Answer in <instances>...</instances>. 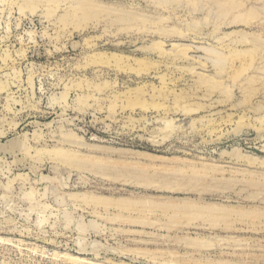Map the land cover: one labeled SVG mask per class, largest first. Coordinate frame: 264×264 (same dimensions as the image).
I'll return each mask as SVG.
<instances>
[{
    "label": "rangeland",
    "instance_id": "1",
    "mask_svg": "<svg viewBox=\"0 0 264 264\" xmlns=\"http://www.w3.org/2000/svg\"><path fill=\"white\" fill-rule=\"evenodd\" d=\"M259 212L264 0H0V264H264Z\"/></svg>",
    "mask_w": 264,
    "mask_h": 264
},
{
    "label": "bare ground",
    "instance_id": "2",
    "mask_svg": "<svg viewBox=\"0 0 264 264\" xmlns=\"http://www.w3.org/2000/svg\"><path fill=\"white\" fill-rule=\"evenodd\" d=\"M92 1H93V0H92ZM188 1H189V0H188ZM196 1H197V0H196ZM204 1H205V0H204ZM80 2H81V1H80ZM80 2H79V3H80ZM194 2H195V1H194ZM224 2H225V1H224ZM231 2H232V1H231ZM231 2H230V3H231ZM57 3H58V2H57ZM57 3H56V4H57ZM85 3H87V2H85ZM90 3H91V2H90ZM90 3H89V4H90ZM179 3H180V2H179ZM189 3H190V2H189ZM219 3H220V2H219ZM235 3H236V2H235ZM54 4H55V3H54ZM61 4H62V3H61ZM80 4H81V3H80ZM87 4H88V3H87ZM93 4H94V3H93ZM150 4H152V3H150ZM195 4H196V3H195ZM201 4H202V3H201ZM223 4H225V3H223ZM226 4H227V3H226ZM240 4H241V3H240ZM81 5H82V4H81ZM91 5H92V3H91ZM202 5H203V4H202ZM202 5H201V6H202ZM215 5H216V3H215ZM233 5H234V4H233ZM82 6H83V5H82ZM86 6H87V5H86ZM88 6H89V5H88ZM164 6H165V4H164ZM221 6H222V4H221ZM236 6H237V5H236ZM76 7H77V4H76ZM193 7H194V6H193ZM199 7H200V6H199ZM203 7H204V6H203ZM203 7H202V8H203ZM255 7H256V5H255ZM73 8H74V7H72V9H73ZM79 8H80V7H79ZM83 8H85V7H83ZM83 8H82V9H83ZM88 8H89V7H88ZM90 8H91V7H90ZM217 8H218V7H217ZM235 8H236V7H235ZM74 9H75V8H74ZM222 9H223V8H222ZM252 9H253V8H252ZM258 9H260V8H258ZM262 9H263V8H262ZM202 10H203V9H202ZM212 10H213V9H212ZM218 10H219V9H218ZM223 10H224V9H223ZM209 11H210V8H209ZM230 11H231V10H230ZM262 11H263V10H262ZM73 12H76V11H73ZM92 12H93V11H92ZM201 12H202V11H201ZM249 12H250V10H249ZM85 13H87V12H85ZM88 13H89V12H88ZM148 13H149V12H148ZM209 13H210V12H209ZM214 13H215V12H214ZM250 13H251V12H250ZM81 14H82V12H81ZM172 14H173V13H172ZM219 14H221V13H219ZM247 14H248V12H247ZM251 14H252V13H251ZM251 14H250V15H251ZM82 15H83V14H82ZM209 15H210V14H209ZM209 15H207V16H209ZM212 15H213V12H212ZM258 15H259V14H258ZM260 15H261V14H260ZM247 16H248V15H247ZM253 16H254V15H253ZM166 17H167V16H166ZM203 17H204V16H203ZM168 19H170V18H168ZM168 19H167V20H168ZM164 21H165V20H164ZM262 53H263V52H262ZM252 55H253V54H252ZM252 58H253V57H252ZM262 59H263V58H262ZM262 59H261V60H262ZM125 152H127V151H125ZM131 152H132V151H130V153H131ZM134 152H135V151H134ZM136 152H137V154H138L137 157L135 156L136 158H138V159H144L145 161H148V162H150V163L153 161V160H152L153 157H152L151 153H149V152H147V151H137V150H136ZM134 155H135V154H134ZM134 155H133V157H134ZM154 156H156V155H154ZM204 157H205V156H204ZM156 159H157V158H156ZM137 161H138V160H137ZM137 161H135V162H137ZM145 161H144V162H145ZM158 161H159V160H158ZM161 161H162V160H161ZM208 161H209V160H208ZM191 162H192V161H191ZM139 164H141V163H139ZM142 164H143V163H142ZM144 164H145V163H144ZM192 164H193V163H192ZM201 164H202V163H201ZM206 164H207V163H206ZM135 165H137V164L135 163ZM149 165H150V164H149ZM149 165L147 164L146 167H144V165H143V166H140V165H139V166H140V167H144V169H145V168L147 169V166H149ZM152 165H153V164H152ZM193 165H194V164H193ZM204 165H205V164H204ZM207 165L210 166V164H207ZM207 165H206V166H207ZM139 166H138V167L136 166V167L139 169V168H140ZM157 166H158V165H157ZM206 166H204V167L206 168ZM212 166H213V165H212ZM212 166H211V167H212ZM217 166H218V165H217ZM152 167H153V166H152ZM204 167H202V168H204ZM213 167H214V166H213ZM149 168H150V167H149ZM175 168H176V167H175ZM192 168H193V167H192ZM192 168H191V169H192ZM141 169H142V168H140L139 170H141ZM159 169H160V168H159ZM191 169H190V170H191ZM195 169H197V167H196ZM214 169H215V168H214ZM139 170H138L137 172H139ZM154 170H155V169H154ZM157 170H158V169H157ZM180 170H181V169H180ZM204 170H205V169H204ZM211 170H212V169H211ZM160 171H161V170H160ZM193 171H194V170H193ZM195 171H198V170H195ZM205 171H206V170H205ZM207 171H208V170H207ZM140 172H141V171H140ZM143 172H144V171H143ZM146 172H148V171H146ZM152 172H153V171H152ZM175 172H176V171H175ZM157 173H158V171H157ZM173 173H174V172H173ZM177 173H178V172H177ZM192 173H193V172H192ZM195 173H196V172H195ZM201 173H203V172H201ZM135 174H136V173H135ZM161 174H162V173H161ZM186 174H187V173H186ZM186 174H185V175H186ZM196 174H197V173H196ZM230 174H231V173H230ZM140 175H141V173H140ZM203 175H204V174H203ZM142 176H143V174H142ZM147 176H148V175H147ZM175 176H177V175H175ZM178 176H179V175H178ZM182 176H183V175H182ZM255 176H256V175H255ZM148 177H149V176H148ZM153 177H154V176H153ZM191 177H192V176H191ZM191 177H190V178H191ZM246 177H247V176H246ZM246 177H245V178H246ZM141 178H142V177H141ZM154 178H155V177H154ZM154 178H153V179H154ZM183 178H184V177H183ZM193 178H194V177H193ZM198 178H199V177H198ZM202 178H203V177H202ZM216 178H217V177H216ZM221 178H222V177H221ZM223 178H224V177H223ZM146 179H149V178H146ZM218 179H219V178H218ZM230 179H231V178H230ZM230 179H229V180H230ZM214 180H215V179H214ZM214 180H213V181H214ZM223 180H224V179H223ZM234 180H235V179H234ZM216 181H217V180H216ZM221 181H222V180H221ZM225 181H226V180H225ZM249 181H250V180H249ZM252 181H253V180H252ZM252 181H251V183H252ZM190 182H191V181H190ZM228 182H229V181H228ZM228 182H227V183H228ZM192 183H193V182H192ZM192 183H190V184H192ZM251 183H250V184H251ZM254 183H255V182H254ZM254 183H253V185H254ZM135 184H136V183H135ZM140 184H141V183H140ZM208 184H209V183H208ZM237 184H238V183H237ZM257 184H258V183H257ZM212 185H213V184H212ZM184 186H185V185H184ZM189 186H190V185H189ZM189 186H188V187H189ZM193 186H195V185H193ZM229 186H230V185H229ZM185 187H187V186H185ZM227 187H228V186H227ZM163 188H164V187H163ZM190 188H191V187H190ZM193 188H194V187H192V189H193ZM215 189H216V187H215ZM231 189H233V188L231 187ZM167 190H168V189H167ZM170 190H171V189H170ZM170 190H169V191H170ZM173 190H174V189H173ZM190 190H191V189H190ZM224 190H225V189H224ZM238 190H240V189H238ZM201 191H202V189H201ZM241 191H243V190H241ZM191 192H192V191H191ZM237 192H238V191H237ZM257 192H258V191H257ZM234 195H235V194H234ZM250 198H251V197H250ZM117 200H118V199H117ZM125 200H126V199H125ZM128 201H130V200H128ZM192 201H193V200H192ZM192 201H191V202H192ZM197 201H198V200H196V202H197ZM116 202H117V201H116ZM119 202H121V201L119 200ZM119 202H118V203H119ZM123 202H124V200H123ZM194 202H195V201H194ZM194 202H193V205H192V203L189 205L190 208H191L192 206H193V207L195 206V205H194ZM109 203H110V201H109ZM113 203H114V202H113ZM124 203H125V202H124ZM131 203H132V202H131ZM131 203H129V204H131ZM141 203H142V202H141ZM188 203H189V202H188ZM119 204H120V203H119ZM205 204H206V203H205ZM207 204H208V203H207ZM214 204L216 205V202H214ZM214 204H213V205H210V204H209V205H206V206H205V205H204V206L202 205V208H201L200 205H199L200 208H199L198 205H196L194 208L197 209V207H198V210H194V209H193V211H195V213H196V211H198L199 215H202V214H203V217H204V215H205V216H206L205 219L208 221V219H207V217H208V218L212 221V223H214V224H217L216 221H218L219 219H221V220L223 219L222 221L228 219V218H229L228 216H229L230 213H231V211H230L231 208L228 207V208H229V210H228V208H226V206H225V208H224L223 206H222V207H220V206H215ZM217 204L221 205L220 203H217ZM114 205H115V204H114ZM187 205H188V204H187ZM130 206H131V205H130ZM130 206H128V207H130ZM132 206H134V205H132ZM135 206H136V204H135ZM243 206H244V205H243ZM243 206L241 205V207H243ZM248 206H249V205H248ZM119 207H120V205H119ZM185 207H187V206H185ZM185 207H183L182 209H184ZM232 207H233V206H232ZM124 208H125V206H124ZM126 208H127V207H126ZM130 208H133V207H130ZM144 208H145V207H144ZM172 208H173V207H172ZM188 208H189V207H188ZM188 208H186V209H188ZM190 208H189V209H190ZM234 208H235V207H234ZM234 208H233V209H234ZM236 208H237V207H236ZM239 208H240V206H239ZM247 208H248V207H247ZM256 208H257V207H256ZM127 209H128V208H127ZM149 209H150V208H149ZM182 209H180V210H182ZM237 209H238V208H237ZM243 209H245V208H241L240 211L243 210ZM248 209H249V208H248ZM166 210H167V209H166ZM184 210H185V209H184ZM184 210H183V211H184ZM245 210H247V209H245ZM251 210H252V209H251ZM251 210H250V211H251ZM254 210H255V209H254ZM173 211H176V210H173ZM185 211H186V210H185ZM185 211H184V212H185ZM228 211H229V212H228ZM255 211L258 213L259 210H255ZM132 212H133V211H132ZM181 212H182V211H181ZM184 212H182V214H183ZM188 212H189V211H188ZM191 212H192V210H191ZM234 212H235V211H233V213H234ZM237 212H239V209H238V211H236V213H237ZM244 212H245V211H244ZM252 212H254V211H252ZM154 213H155V212H154ZM185 213H186V212H185ZM185 213H184V215H185ZM192 213H193V212H192ZM192 213H191V214H192ZM248 213H249V212L247 211L246 214H248ZM259 213H263V212H259ZM128 214H129V213H128ZM137 214H138V213H137ZM174 214H176V213H174ZM174 214H173V216H174ZM177 214H178V213H177ZM189 214H190V213H189ZM240 214H242V211H241ZM246 214H244V215H246ZM251 214H252V213L250 212V215H251ZM263 214H264V213H263ZM263 214H262V215H263ZM116 215H117V214H116ZM121 215H122V214H121ZM170 215H171V213H170ZM187 215H188V214H187ZM248 215H249V214H248ZM250 215H249V216H250ZM260 215H261V214H260ZM118 216H119V215H118ZM177 216H178V215H177ZM182 216H183V215H182ZM182 216H180V217H182ZM125 217H126V216H125ZM136 217H137V216H136ZM174 217H175V216H174ZM178 217H179V216H178ZM192 217H193V215H192ZM253 217H254V216H253ZM256 217H257V216H256ZM127 218H128V216H127ZM170 218L172 219L173 217H170ZM239 218H240V217H239ZM250 218H252V217L250 216ZM175 219H176V218H175ZM246 219H247V218H246ZM121 220H122V219H121ZM126 220H127V219H126ZM173 220H174V219H173ZM173 220H172V221H173ZM179 220H180V219H179ZM124 221H125V220H124ZM131 221H132V220H131ZM200 221H201V220H200ZM180 222H181V220H180ZM209 222H210V221H209ZM230 222H231V221H230ZM154 223H155V222H154ZM173 223H174V222H173ZM212 223H210V224H212ZM218 223H219V222H218ZM223 223H229V221H225V222H223ZM255 224H256V223H255ZM260 224H261V223H260ZM147 225H148V224H147ZM166 225H167V224H166ZM216 226H218V225H216ZM221 226H222V225H221ZM228 226H230V225L227 224V226H226V224H225V227L229 229ZM222 227H223V226H222ZM255 227H256V226H255ZM219 228H220V227H219ZM230 228H231V227H230ZM224 230H225V229H224ZM238 230H239V229H238ZM249 230H250V229H249ZM263 230H264V229H263ZM259 231H260V229H259ZM255 233H256V232H255ZM152 235H154V234H152ZM187 238H188V237H187ZM191 238H192V237H191ZM239 238H240V237H239ZM180 239H181V238H180ZM180 239H179V240H180ZM201 239H202V238H201ZM186 240H187V239H186ZM195 240H196V239H190L189 243L191 244V242H193V241L195 242ZM208 241H209V240H208ZM221 241H222V240H221ZM235 241H236V240H235ZM201 244H202V242H201ZM186 245H187V244H186ZM199 245H200V244H199ZM206 246H207V245H206ZM241 247H242V246H241ZM171 254H172V253H171ZM76 260H77V259H76ZM223 261H224V260H223ZM208 262H209V261H208ZM208 262H207V263H208Z\"/></svg>",
    "mask_w": 264,
    "mask_h": 264
}]
</instances>
